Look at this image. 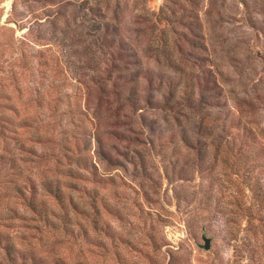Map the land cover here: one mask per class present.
Segmentation results:
<instances>
[{"label": "rangeland", "instance_id": "1", "mask_svg": "<svg viewBox=\"0 0 264 264\" xmlns=\"http://www.w3.org/2000/svg\"><path fill=\"white\" fill-rule=\"evenodd\" d=\"M0 264H264V0H0Z\"/></svg>", "mask_w": 264, "mask_h": 264}, {"label": "trees", "instance_id": "2", "mask_svg": "<svg viewBox=\"0 0 264 264\" xmlns=\"http://www.w3.org/2000/svg\"><path fill=\"white\" fill-rule=\"evenodd\" d=\"M191 80V81H190ZM195 78L193 77L192 79L190 78L189 80H188V82H187V87H189V89H193V87H194V84H195ZM215 114V113H214ZM210 115L209 117H210V120H212V121H221L222 120V117H221V115ZM202 123L204 124V125H206V121H205V117L203 118V121H202ZM55 196L56 197H58V198H60V194H59V191H58V189H57V192H56V194H55ZM11 250H9V254L11 253L10 252ZM12 255V254H11Z\"/></svg>", "mask_w": 264, "mask_h": 264}, {"label": "water", "instance_id": "3", "mask_svg": "<svg viewBox=\"0 0 264 264\" xmlns=\"http://www.w3.org/2000/svg\"><path fill=\"white\" fill-rule=\"evenodd\" d=\"M204 240H205L204 247L207 248V249L210 248V246H211L210 238H208L207 236H204Z\"/></svg>", "mask_w": 264, "mask_h": 264}]
</instances>
